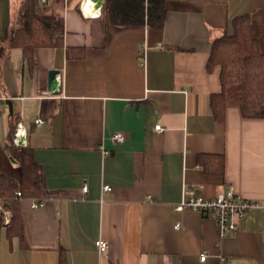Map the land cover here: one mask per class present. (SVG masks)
Listing matches in <instances>:
<instances>
[{"label":"crops","instance_id":"0c3cea01","mask_svg":"<svg viewBox=\"0 0 264 264\" xmlns=\"http://www.w3.org/2000/svg\"><path fill=\"white\" fill-rule=\"evenodd\" d=\"M36 1L48 21L60 19L62 44L29 60L12 43L21 7ZM79 6L0 0V95L13 103V114L7 102L0 113V173L22 178L7 149L13 115L42 168L40 198L21 199L24 238L8 237L12 214L0 212V264H264L263 209L226 236L213 217L176 210L232 188L264 205V118L234 105L217 118L221 67L209 66L215 38L232 34L240 15L264 53V0H164L154 26L86 18Z\"/></svg>","mask_w":264,"mask_h":264},{"label":"trees","instance_id":"16d2710c","mask_svg":"<svg viewBox=\"0 0 264 264\" xmlns=\"http://www.w3.org/2000/svg\"><path fill=\"white\" fill-rule=\"evenodd\" d=\"M41 4V3H40ZM39 2H27L19 13V27L15 32L14 47L23 49L27 59L33 60L35 49L62 44L63 30L58 22L52 23L39 13ZM103 13L109 14L116 25L147 23L154 26L164 21L166 11L164 0H106ZM221 67L223 90L213 96L212 106L217 118L223 120L230 105L241 108L247 118H264V53L259 50L253 36L249 15L236 16L233 33L215 38L209 66ZM11 136L7 149L13 160L20 166V182L0 173V199L4 208L12 214L6 226L9 238H24L20 203L23 198H40L42 189V168L34 158L29 146L19 147L13 136L20 123L13 115ZM222 166H218L217 171ZM20 192L21 196L17 193ZM2 218V217H1Z\"/></svg>","mask_w":264,"mask_h":264},{"label":"built area","instance_id":"2783aa9c","mask_svg":"<svg viewBox=\"0 0 264 264\" xmlns=\"http://www.w3.org/2000/svg\"><path fill=\"white\" fill-rule=\"evenodd\" d=\"M84 6L92 7L91 9H93V11L88 12ZM79 8L82 15L86 18H100L103 14V6L95 0H80ZM8 100L9 98L0 95V113ZM35 123L37 126H40L44 123V121L42 119H37ZM155 129L158 132L163 130L160 125H157ZM26 137L27 130L22 123H19L13 136V142L19 147L26 146ZM112 139L117 143H123L126 140V136L122 133H116L113 135ZM104 190L111 191L112 188L110 186H104ZM83 191H88V187L86 185L83 187ZM17 195L21 196V193L18 192ZM45 204L46 202L44 200H33L32 206L34 209H37L45 206ZM256 208L264 210V205L257 201L244 198L236 193L233 188L227 192L220 193L216 198L210 199L205 197H193L183 200L178 206H176L177 211L195 210L205 214L206 216L213 217L220 225L223 231V236H226L230 232L238 231L239 222L245 218L250 210ZM3 210L4 209L0 204V212ZM5 223H9V220L6 219ZM176 227L179 228V224ZM96 245L100 252H106L109 247L108 242L104 240L97 241ZM200 257L201 261H205L208 254L203 252Z\"/></svg>","mask_w":264,"mask_h":264},{"label":"water","instance_id":"95a60500","mask_svg":"<svg viewBox=\"0 0 264 264\" xmlns=\"http://www.w3.org/2000/svg\"><path fill=\"white\" fill-rule=\"evenodd\" d=\"M99 2L101 6L104 5L105 0H95ZM58 70H52L49 74V91L51 92H56L58 87H59V81H58V75H59ZM7 105L9 106L10 113L13 114V103L11 100L7 101Z\"/></svg>","mask_w":264,"mask_h":264},{"label":"rangeland","instance_id":"374dc122","mask_svg":"<svg viewBox=\"0 0 264 264\" xmlns=\"http://www.w3.org/2000/svg\"><path fill=\"white\" fill-rule=\"evenodd\" d=\"M78 1V0H77ZM5 111H8V107H5ZM0 204H1V206H2V208L5 210V208H4V204H3V201L0 199Z\"/></svg>","mask_w":264,"mask_h":264},{"label":"bare ground","instance_id":"6f19581e","mask_svg":"<svg viewBox=\"0 0 264 264\" xmlns=\"http://www.w3.org/2000/svg\"><path fill=\"white\" fill-rule=\"evenodd\" d=\"M91 5V4H90ZM84 8L88 11V12H92L93 11V9H91L92 7H89V6H84Z\"/></svg>","mask_w":264,"mask_h":264}]
</instances>
